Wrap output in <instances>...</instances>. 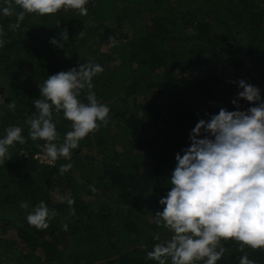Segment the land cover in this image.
Instances as JSON below:
<instances>
[{"label":"trees","instance_id":"16d2710c","mask_svg":"<svg viewBox=\"0 0 264 264\" xmlns=\"http://www.w3.org/2000/svg\"><path fill=\"white\" fill-rule=\"evenodd\" d=\"M0 6H6L3 0ZM86 7L85 16L64 9L50 15L27 13L15 29L10 25L15 23L18 6L13 4L10 16L0 14V39L4 40L0 96L5 100L0 103V135L5 127L19 125L25 137L23 144L9 147V159L0 163V224L15 225L26 248L39 247L44 252L43 257L23 254L0 236V264L5 252L25 259L18 264H158L147 259L146 252L171 236L168 229L156 225L154 215L162 209L157 201L169 187L174 153L186 145L189 130L205 112H215L220 106L233 108L230 99L237 87L222 84L212 74L215 67L231 66V80L248 79L264 95V0H88ZM125 18L132 33L115 38L113 22ZM64 28L69 37L64 47L50 44L49 38L59 39ZM120 37L126 40H117ZM83 45H87L84 56L88 61H117L92 78L91 91L109 107L107 123L81 139L69 159L39 164L34 155L45 141L28 136L26 118L35 111L32 101L39 98L38 85L48 74L69 69L66 52ZM99 46L105 48L98 57ZM184 60L192 79L182 78L173 87L160 81V66L169 74L168 64L172 70L176 66L182 70ZM88 91L80 92L85 103ZM164 92L166 105L158 103ZM198 95L203 99L192 107L189 101ZM9 102L15 104L14 109L8 108ZM240 103L248 106L243 99ZM53 120L59 144L71 130V121L55 111ZM156 128L171 130L161 143L165 148L156 145ZM82 143L99 147L101 163L93 165L92 159L80 156ZM66 163L71 168L61 174L59 167ZM76 170L85 176L86 193L98 192L104 199L93 203L80 198ZM56 193L70 195L72 205L62 199L53 202ZM41 200L51 215L48 227L37 229L25 216ZM22 201L28 208L20 207ZM68 244L75 247L69 249ZM221 246L224 252L216 264H238L245 253L256 264H264V250L245 246L241 251L239 242L232 239H221L217 249Z\"/></svg>","mask_w":264,"mask_h":264},{"label":"clouds","instance_id":"9594fccd","mask_svg":"<svg viewBox=\"0 0 264 264\" xmlns=\"http://www.w3.org/2000/svg\"><path fill=\"white\" fill-rule=\"evenodd\" d=\"M88 0H3L0 14L12 15L16 11L15 29L20 27L27 13L55 14L73 10L79 16L87 15ZM62 30V31H61ZM59 39L50 37V44L62 48L68 40L67 29H61ZM3 30L0 29V37ZM4 40L0 39V47ZM103 71L101 65L84 61L67 70L48 74L39 88V98L33 99L35 111L26 118L28 136L33 141L43 140V157L55 162L59 157L69 159L70 152L79 141L107 123L109 107L97 100L91 91L92 78ZM237 91L230 99L232 109L220 106L215 112H205L189 130L186 145L174 153V166L168 178V189L157 201L162 206L155 212L154 222L171 232L169 239L155 243L146 252V258L158 264H216L224 252L217 246L221 239L239 242L245 246L264 250V95L259 86L243 78L229 80ZM89 89L86 103L80 92ZM241 99L247 107L241 106ZM0 96V103H4ZM10 110L15 108L8 103ZM62 112L71 121V130L57 144V131L53 112ZM99 122V123H98ZM25 142L22 128L9 125L0 135V163L9 159V147ZM71 163L62 164V174ZM95 191V189H92ZM72 205L70 195L61 197ZM21 208H28L22 201ZM51 213L43 200L27 212L25 219L37 229L48 227ZM65 229L67 225L63 226ZM238 264H256L247 254L240 256Z\"/></svg>","mask_w":264,"mask_h":264},{"label":"rangeland","instance_id":"374dc122","mask_svg":"<svg viewBox=\"0 0 264 264\" xmlns=\"http://www.w3.org/2000/svg\"><path fill=\"white\" fill-rule=\"evenodd\" d=\"M31 21H32V18H30V22ZM33 23H34V21H33ZM129 24L130 23L128 21V18H125L124 20L113 22V28L115 30L114 36H116L115 38H117L120 35H124V34L129 36L130 33H132L131 32L132 29L129 27ZM117 40L125 41L126 39L120 37V39H117ZM115 42H117V41H115ZM93 45L94 46H98L97 43H94ZM86 46L87 45H83V46H81L82 48H80V49H78V48L74 49V51L72 53L69 52V51L66 52V54H67V56L69 58V61H70L69 68L73 67V66H76V65H78L80 63H83L84 61H88V60L85 59V56H84V54L86 52V49H85ZM104 48H105L104 46L103 47L102 46L98 47V51H97L98 52L97 53L98 57L104 51ZM184 61L185 62L183 64L185 65V68L182 69V70H179V66H176L172 70L169 67V64H168L167 66H168V69L170 70V71H168V72H170L169 74L166 73L167 70H165L166 68L164 66H160L159 67V71H157L159 76H160L159 77L160 81L164 82L169 87H173L174 83L178 82L182 78H184L186 81L192 79V71H191L190 67H188L186 65L187 61L186 60H184ZM115 63H117V61H114V59L112 61L106 63L102 58H100L98 64L102 66V68H103L102 72H104V70L106 71L107 68L111 67ZM135 69H136V67H135ZM141 70L142 71H146L143 68ZM233 72L234 71H233L231 66H228V65H225V64H218L215 67V69L212 72V74L214 73L216 75V77L222 82V84H228V81L233 78ZM181 73H183L184 77H182ZM199 73H201V71H199ZM245 81L250 83V81L248 79H246ZM204 82H205V85H206V83H207V85H209V79H205ZM217 91H218V88L214 87V90H213L214 94H216ZM167 97H168L167 96V92H164V94L161 97H159L158 103L162 104V105L168 104ZM202 99H203L202 96L198 95L195 99H191L189 101V103H190V105L192 107H195L202 101ZM213 102H215V100H213ZM170 134H171V130L163 131L160 128H156L154 130L156 145L159 146V147L165 148V146H162V144H163L164 140L167 138L166 136H168ZM130 146H131V144H130ZM114 147L117 148V149H120V145L119 144H114ZM98 151H99V147H97L95 144L86 145V144L82 143L81 144V148L79 150V153H80V156L82 158L86 159V160L92 159L93 165L94 164L98 165L102 161V155ZM70 156H72V152H70ZM34 157L36 159H38L39 164H41V163L44 164L45 163V164L55 165L56 161H57L56 160L55 162L48 163L46 161V159H44V157H43V147L40 149V151H38L34 155ZM59 158H61V157H59ZM84 177L85 176H82V175L79 174V171H77V170L75 171L74 178H75V181H76L75 183L78 185V188H79V196H80V198L82 200H89V201H91L93 203H97L101 199H104V197L98 192H96L95 194H91V195L86 193L87 189H86V181H85ZM58 193H56L55 195L53 194V196H52V201L53 202L58 201V200L61 199L60 194H58ZM64 194H68V190H66L64 192ZM57 215L63 221L66 218V216L62 215L61 213H57ZM0 236L3 239L8 240L9 242H11L12 243V248H14L15 250H18V251L19 250L22 251L23 254L33 252L34 255H39L41 257H43V255H44V252H42L41 248H39V247L34 249L33 251L31 249H29L28 247L26 248L25 244H23L21 242V240L19 239V237L17 236V228L15 227V225H5L4 226V225L0 224ZM168 238H170V236ZM168 238H166V239H168ZM164 241H165V239H164ZM68 246H69V249H72V248L75 247V245H71V244H68ZM112 258H114V256ZM21 260L23 261L25 259L22 258V257H19L17 253L15 254V253H12V252L10 253L9 252V253L6 254V252H5V254H3V256H2L1 264H18V263L21 262ZM81 264H86V263L82 262ZM91 264H95V263H91Z\"/></svg>","mask_w":264,"mask_h":264},{"label":"built area","instance_id":"2783aa9c","mask_svg":"<svg viewBox=\"0 0 264 264\" xmlns=\"http://www.w3.org/2000/svg\"><path fill=\"white\" fill-rule=\"evenodd\" d=\"M46 161H47V160H46ZM47 162H48V163H51V162H49V161H47ZM47 162H46V163H47Z\"/></svg>","mask_w":264,"mask_h":264}]
</instances>
